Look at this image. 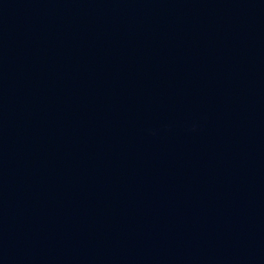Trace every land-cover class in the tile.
<instances>
[{
  "label": "water",
  "instance_id": "obj_1",
  "mask_svg": "<svg viewBox=\"0 0 264 264\" xmlns=\"http://www.w3.org/2000/svg\"><path fill=\"white\" fill-rule=\"evenodd\" d=\"M0 264H264V0H0Z\"/></svg>",
  "mask_w": 264,
  "mask_h": 264
}]
</instances>
